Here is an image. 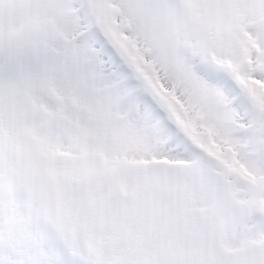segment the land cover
<instances>
[{
	"label": "snow or ice",
	"instance_id": "6c2138e0",
	"mask_svg": "<svg viewBox=\"0 0 264 264\" xmlns=\"http://www.w3.org/2000/svg\"><path fill=\"white\" fill-rule=\"evenodd\" d=\"M148 164L222 211L161 244L146 205L139 239L75 250L40 207ZM0 264H264V0H0Z\"/></svg>",
	"mask_w": 264,
	"mask_h": 264
},
{
	"label": "rangeland",
	"instance_id": "374dc122",
	"mask_svg": "<svg viewBox=\"0 0 264 264\" xmlns=\"http://www.w3.org/2000/svg\"><path fill=\"white\" fill-rule=\"evenodd\" d=\"M133 181L138 184L141 183L139 179H134ZM86 185L87 182L82 183L77 180H66L59 189L41 185L39 189L42 197L40 200V207L43 210L45 217L54 219L51 209L56 207L57 209L62 208V210L68 209L70 213L73 214L72 217L77 220V218L81 216L82 211L86 212L88 206H92L90 212L91 218L89 220L90 240L102 242L109 250H111V246L116 243L115 239L118 236H121L118 240V242H121L135 241L143 235L142 231L147 228V222L139 220L137 227H135L132 218L126 214L125 205L122 204V202H113L109 196L106 195V183L94 186L91 194V202L88 201V203L85 201L83 208H81L82 211L78 212L76 206L85 195ZM147 189L149 192L152 189L153 193L150 192L149 195H146ZM156 189H158V186L146 182L142 184V186L135 185L131 192L135 201V208L142 210L147 216L152 211H150L146 205L155 204ZM149 200L151 201L148 202ZM61 232H63L62 229ZM158 241L161 244H166L161 240Z\"/></svg>",
	"mask_w": 264,
	"mask_h": 264
}]
</instances>
